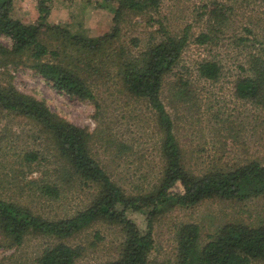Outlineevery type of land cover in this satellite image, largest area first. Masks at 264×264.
<instances>
[{
    "label": "rangeland",
    "instance_id": "374dc122",
    "mask_svg": "<svg viewBox=\"0 0 264 264\" xmlns=\"http://www.w3.org/2000/svg\"><path fill=\"white\" fill-rule=\"evenodd\" d=\"M224 3L232 11L226 28L213 46L189 41L179 63L165 74L160 98L172 117L173 131L188 167L197 174L213 166L264 163L261 98L239 99L234 89L240 79L250 75V62L264 63V0H161L158 10L130 17L122 28L120 42L101 45L95 52V63L78 70L95 94L93 101H80L52 89L29 68L30 61L24 54L0 59V89H13L41 102L60 119L84 129L90 134L91 156L124 195H145L157 186L163 168L160 136L146 101L126 91L122 68L128 59L157 44L164 32L176 37L189 26L190 33L197 35L206 23V12ZM114 8V0H52L50 14L41 19L33 1L14 0L10 15L27 25L60 26L65 35L42 29L40 38L58 51L62 65L70 67L67 36L98 38L110 34ZM133 39L137 47H133ZM0 47H11L4 35H0ZM205 58L220 61V80L198 77L196 65ZM77 65L74 57L73 69ZM26 153L37 159L25 162ZM68 170L54 138L38 122L19 120L0 109V200L46 221L69 219L89 207L98 191L83 186ZM54 183L59 189L57 198L44 196L41 188ZM148 212L127 211L126 217L145 233ZM188 223L199 226L202 243L224 225L260 226L264 224V197L242 202L210 199L193 208H174L156 216L154 246L147 264H178L175 230ZM96 234L101 241L87 249L95 243ZM121 240L119 226L101 220L62 242L86 248L75 264H107L118 259ZM59 242L39 233L25 235L19 245L3 243L0 237V264H37L43 252Z\"/></svg>",
    "mask_w": 264,
    "mask_h": 264
},
{
    "label": "trees",
    "instance_id": "16d2710c",
    "mask_svg": "<svg viewBox=\"0 0 264 264\" xmlns=\"http://www.w3.org/2000/svg\"><path fill=\"white\" fill-rule=\"evenodd\" d=\"M0 0V35L11 41L10 49L0 47V59L10 55L24 54L30 61L29 68L51 85L52 89L77 98L80 101H93L95 94L87 81L79 76L95 63L101 45L120 42L122 28L132 16L158 10L161 0H114V28L110 34L98 38L67 36L65 46L71 52L70 67L62 65L59 54L51 49L41 38L40 31L65 35L60 26L45 27L42 24L27 25L11 17L12 2ZM24 1V0H17ZM41 19L51 11L52 0H31ZM231 8L226 3L206 12L204 28L197 35L185 27L180 36L163 33L157 44L148 46L139 56L126 58L122 68L126 91L142 98L149 105L160 136V157L163 168L153 191L140 196H125L105 169L91 156L90 134L84 129L60 119L51 113L43 103L37 102L15 90L0 89V109L9 112L19 120L30 119L38 122L55 140L64 160L70 167L68 172L85 187L97 189V198L89 207L75 216L60 220L46 221L31 214L27 209L16 207L13 203L0 200V237L9 244H21L27 234L39 233L58 241L37 259V264H75L84 252L101 241L95 235V243L86 248L69 245L62 241L70 239L98 221H107L119 226L122 240L119 243L118 259L107 264H147L148 254L153 251L152 229L156 216L174 208L189 209L210 199L242 202L264 197V163L251 161L232 168L213 166L197 174L188 167L181 147L174 134L171 115L160 98L165 74L178 63L189 41L200 46H213L215 40L226 28ZM137 47V40H131ZM113 52V51H112ZM74 53V56H73ZM81 56L82 59H81ZM74 57L78 65L73 69ZM4 61V60H1ZM198 77L211 82L220 80L223 70L220 61L205 58L197 63ZM245 78L235 84V95L239 99L261 98L264 107V63L250 62ZM183 86H187L184 83ZM25 162H33L36 155L26 153ZM41 193L57 198L59 189L43 186ZM119 207L121 209H119ZM149 210L145 233L139 232L132 220L126 217L127 211ZM178 264H258L264 262V224L250 227L228 224L220 227L201 242L198 225L180 224L175 230Z\"/></svg>",
    "mask_w": 264,
    "mask_h": 264
}]
</instances>
